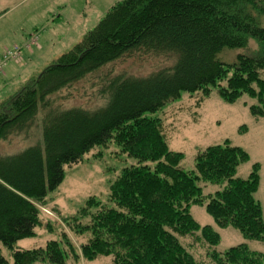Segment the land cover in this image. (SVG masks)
<instances>
[{"label":"trees","instance_id":"16d2710c","mask_svg":"<svg viewBox=\"0 0 264 264\" xmlns=\"http://www.w3.org/2000/svg\"><path fill=\"white\" fill-rule=\"evenodd\" d=\"M226 48L249 52L224 64L217 55ZM139 57L160 64L142 76L102 72ZM19 62L9 61L3 71ZM90 78L100 103L64 108L72 87ZM213 89L229 104L249 97V113L264 118V0H122L54 65L1 99L0 145L25 144L0 153V244L12 250V264H66L79 254L110 256L108 264H264V254L245 244L217 252L219 234L190 214L192 206H203L218 227L264 240L254 198L258 165L247 178L235 176L248 155L225 141L199 151L186 171L161 121L147 116L182 93L209 97ZM109 143L135 164L109 183L105 203L91 197L62 220L66 229L88 233L87 242L78 250L63 230L44 247L14 249L42 225L47 195L62 183L64 167ZM206 184L219 190L205 195ZM0 264H8L1 250Z\"/></svg>","mask_w":264,"mask_h":264},{"label":"rangeland","instance_id":"374dc122","mask_svg":"<svg viewBox=\"0 0 264 264\" xmlns=\"http://www.w3.org/2000/svg\"><path fill=\"white\" fill-rule=\"evenodd\" d=\"M122 0H0V53L13 46L24 47L30 42V35L37 37L29 50H22L18 67L6 79L0 74V98L13 94L32 78L37 77L46 68L65 53L73 49L91 31L106 13ZM249 49H254L250 43ZM248 49H223L218 59L224 64L235 62L239 54H247ZM152 58H133L116 62L102 72L107 74L123 73L146 75L159 65ZM109 72V73H108ZM71 89V97L63 101V107H96L101 101L97 84L85 79ZM69 92L64 91L65 96ZM247 96L237 102H224L212 90L209 97L201 93H182L173 101L166 103L159 111L147 115L161 121L162 129L171 151L182 154L180 167L186 171L194 169L196 154L213 145L228 141L232 146L243 149L248 161L236 171L239 178H247L254 164L258 165V187L254 198L258 201L264 222V118L253 117L248 106L253 103ZM23 141L12 140L0 145V153H14L24 147ZM135 164L133 159L119 152V147L109 143L105 147H95L87 153L83 161L64 167L62 183L46 198L45 212L40 215L41 226L35 229V235L21 239L13 245L17 250H31L44 247L48 241L60 240L64 230L70 241L79 250L86 243L89 234L74 233L66 229L62 220L78 214L85 202L94 197L105 203L108 185L125 166ZM219 190L215 185L203 186V193ZM190 214L201 225H209L220 237L214 249L222 253L231 247L245 244L251 251L264 254V240L245 239L237 230L218 227L205 212L203 206H192ZM47 223L51 224L48 230ZM2 256L12 264L11 249L0 244ZM68 258L66 264H108L110 256H99L94 260ZM35 264H50L38 262Z\"/></svg>","mask_w":264,"mask_h":264},{"label":"built area","instance_id":"2783aa9c","mask_svg":"<svg viewBox=\"0 0 264 264\" xmlns=\"http://www.w3.org/2000/svg\"><path fill=\"white\" fill-rule=\"evenodd\" d=\"M36 39L37 37H35V35H31L30 43H35ZM25 48H28V46L26 45ZM21 52L22 49L19 46H13L9 50H7L3 54L2 58H0V73L3 71L4 66H6L7 63H9V61L18 60L21 56Z\"/></svg>","mask_w":264,"mask_h":264},{"label":"crops","instance_id":"0c3cea01","mask_svg":"<svg viewBox=\"0 0 264 264\" xmlns=\"http://www.w3.org/2000/svg\"><path fill=\"white\" fill-rule=\"evenodd\" d=\"M30 36H31V35H30ZM30 38H31V37H30ZM36 40H37V39H36ZM35 42H36V41H35ZM32 45H34V43H30V42H29V44L27 45L28 48H25V46H26V45H25L24 47H22V50H29V49L31 48ZM4 51H5V50H4ZM4 51H3V52H4ZM3 52H1L0 55H1ZM17 65H18L17 63H12V64L8 65V67L3 71V79H4L5 82H6V79H9V78H10L9 76L11 75V73H13L14 70L18 67ZM7 95H8V94H7ZM7 95L1 97L0 100L3 99L4 97H6Z\"/></svg>","mask_w":264,"mask_h":264}]
</instances>
